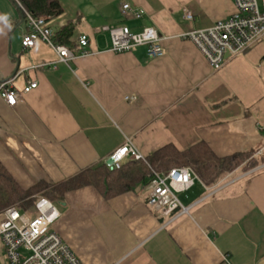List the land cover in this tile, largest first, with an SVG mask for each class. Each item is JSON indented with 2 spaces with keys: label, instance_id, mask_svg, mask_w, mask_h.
<instances>
[{
  "label": "crops",
  "instance_id": "1",
  "mask_svg": "<svg viewBox=\"0 0 264 264\" xmlns=\"http://www.w3.org/2000/svg\"><path fill=\"white\" fill-rule=\"evenodd\" d=\"M123 3L140 17L124 15ZM61 5L63 12L46 24L55 34L73 23L61 44L75 53L67 62L39 38L24 49L29 29L18 3L0 0V80L11 79L20 93L14 106L0 97V165L28 189L107 164L126 141L144 156L167 144L184 150L200 141L218 157L251 150L258 162L253 168L240 165L211 187L198 177L178 193L190 215L159 216L147 203L148 185L110 198L86 185L55 203L60 216L52 230L82 264H227L224 256L230 264H264V40L214 69L182 34L231 15L232 0ZM103 25L132 32L154 27L163 55L150 58L143 45L113 52ZM82 33L93 52L87 56H79ZM31 81L37 86L22 92Z\"/></svg>",
  "mask_w": 264,
  "mask_h": 264
},
{
  "label": "built area",
  "instance_id": "2",
  "mask_svg": "<svg viewBox=\"0 0 264 264\" xmlns=\"http://www.w3.org/2000/svg\"><path fill=\"white\" fill-rule=\"evenodd\" d=\"M16 1L29 29L22 37L24 49L33 47L35 40L39 38L54 49L58 60L67 62L75 57L73 51L53 41V32L46 24V17L32 15ZM232 2L235 11L228 17L216 21L210 27L190 29L182 34L196 45L214 69H219L226 57L238 55L264 40V0ZM121 11L126 16L140 17L128 3L122 4ZM184 18L191 23L193 15L190 11H185ZM101 29L109 33L110 50L113 52L129 51L135 46L143 45L148 57L163 55L161 36L154 27H144L140 32H132L126 25H103ZM77 43L80 46L79 56L93 53L87 49V34H80ZM36 86L37 82L31 81L22 92H28ZM19 95L11 86V79L0 80V97L7 105L14 106ZM131 158L146 161L145 156L130 141H126L108 155L106 162L108 166L118 169L125 160ZM195 180L199 178L188 166L173 167L161 173L151 169L147 203L158 210L159 216H170L171 220L182 214L188 215L190 207L181 203L178 193L188 190ZM59 216L56 205L45 196H38L31 206L12 205L1 211L0 241L8 264H82L70 247L52 230V225ZM224 259L230 264L225 256Z\"/></svg>",
  "mask_w": 264,
  "mask_h": 264
},
{
  "label": "trees",
  "instance_id": "3",
  "mask_svg": "<svg viewBox=\"0 0 264 264\" xmlns=\"http://www.w3.org/2000/svg\"><path fill=\"white\" fill-rule=\"evenodd\" d=\"M18 1L32 15L43 16L46 19L56 17L63 12L61 0ZM72 30L73 23L68 22L53 34V41L67 44ZM251 154L250 150L218 157L202 141L184 150H178L173 145L167 144L145 156L146 161L131 158L125 160L118 169L103 163L85 168L77 175L57 183L40 180L28 189L20 188L0 165V212L12 205L31 206L38 196H45L54 204L60 203L66 192L86 185L94 186L105 198H110L132 190L137 185H149L151 169L161 173L173 167L188 166L205 186L211 187L217 185L224 176L240 165H243L245 171L257 165L258 162L251 159Z\"/></svg>",
  "mask_w": 264,
  "mask_h": 264
},
{
  "label": "rangeland",
  "instance_id": "4",
  "mask_svg": "<svg viewBox=\"0 0 264 264\" xmlns=\"http://www.w3.org/2000/svg\"><path fill=\"white\" fill-rule=\"evenodd\" d=\"M0 264H8L4 247L0 241Z\"/></svg>",
  "mask_w": 264,
  "mask_h": 264
}]
</instances>
